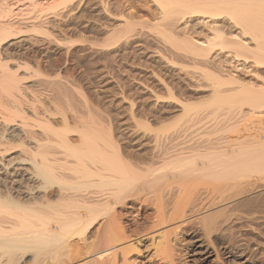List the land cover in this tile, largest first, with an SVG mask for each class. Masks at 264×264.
I'll return each instance as SVG.
<instances>
[{"label": "bare ground", "instance_id": "1", "mask_svg": "<svg viewBox=\"0 0 264 264\" xmlns=\"http://www.w3.org/2000/svg\"><path fill=\"white\" fill-rule=\"evenodd\" d=\"M158 2L150 29L170 55L206 64L219 45L264 64V0ZM77 7V0H0V264H187L181 233L194 262L264 264L263 239L247 236L264 234V85L224 91L236 81L207 71L208 98L188 102L162 78L152 101L176 100L179 116L155 130L146 115H130L133 128L119 125L74 82L72 42L80 39L56 34L67 35ZM188 14L226 16L240 36L219 27L205 41L180 36ZM133 24L126 20L89 49L144 47L128 35ZM218 113L236 121L233 135L220 138L225 123L208 122ZM146 142L152 152L136 153ZM75 239L82 253L70 246Z\"/></svg>", "mask_w": 264, "mask_h": 264}, {"label": "rangeland", "instance_id": "2", "mask_svg": "<svg viewBox=\"0 0 264 264\" xmlns=\"http://www.w3.org/2000/svg\"><path fill=\"white\" fill-rule=\"evenodd\" d=\"M79 1L80 0H77L78 7L75 13L76 17L69 20V23L66 26H64V29L66 30L64 32L67 35L63 36L61 35V33L58 32H56V34H59L58 35L59 37L62 36L61 38L64 39L65 41L68 38L81 40V41L79 40L81 43H77L79 42L78 40L72 42L77 44V45L72 44L74 45V50L76 51L72 58V66L74 72L72 74V77L74 79V82H76L81 87L83 93L86 95L88 99L91 100L90 102L93 103L92 104L93 107L94 105L96 106V108L95 107L94 108L97 109L99 113L103 115L105 114L104 117L108 116V118H110L111 120L116 119L114 122H118L119 125H123V126L126 125L129 126L130 128H133L134 122L131 121L132 117L130 118V115H134L135 118L137 117V119H139L141 116H143L142 118H144V116L146 115L145 118L146 119L149 118L147 120L150 121L152 128L155 130L162 125V120H164V118L168 117V120L167 119L165 120L169 122L174 118H176V116H179V114L181 113L179 109L180 104L176 103L177 102L176 100H175L176 102L168 100L165 101L164 103L160 99L161 101L158 100L157 101L158 103L155 104L152 101L154 99H152L149 91H151V88H153L152 89L153 91L156 90L159 91L158 87H160L161 90L160 83H162V80L168 82L172 81L170 83L174 82L173 84L174 86L176 84L175 87L177 88V89L175 88V94L176 96H178L177 98L180 99L183 96L180 100L182 101L186 100L188 102L189 101L199 102L208 98L212 90L209 87L210 85H208L211 83V81L207 78L205 74L207 71L214 73L219 77L221 76L222 78L231 77L232 80L236 81V82H228L222 84L220 87L224 91H232L237 87H239V84L241 83L255 87H259V86L261 87L264 85V64L259 63L255 61V59L250 57H246V58L236 57L235 54L232 53V51L226 47H222L219 45L213 47L212 50H210L211 52L208 53L209 56L207 55V57L209 58L207 59V62H205L206 64L193 61L192 59L191 60L188 58L180 59L181 57L179 58L178 56H176L177 57L176 58L174 55H170L171 52L168 48L167 49L169 51L168 50L166 51L167 46L164 47L165 45H163V43H161V41H159L154 36L153 34L154 32L151 31L153 29L152 28L150 29L151 25L155 24V22H157L158 18L161 15L160 14L161 7L158 0H92V1L81 0V2ZM126 20L132 21L134 23L132 26L133 30H131V32H129L128 35L131 38H134L135 36H140L138 38H142L141 41L143 42L144 47L142 46L137 47L136 45L134 46V43L133 44L131 43L128 46H126V50L122 49L121 46L119 47L121 51L118 50L115 53L114 52L98 53L95 50L91 51L89 49V45L92 42L94 41L100 42L105 35H107L114 28H119L121 24H123ZM212 27L214 31L212 30ZM215 27H219L218 30H221V32L219 31L218 32L225 34L227 37L240 36V26L236 25L235 22L229 19L228 17L222 16L220 19H214L209 21V19L204 17V15L202 14L186 15L183 18L182 22L178 25L177 33L180 36L186 35L188 37H191V39L194 41H205L206 38H210L211 36H213L214 32L216 31L214 29ZM64 32H62V34H64ZM138 38L135 37L134 39L138 40ZM243 40L246 42V44L251 46L253 45L252 47H254V43L249 42L247 38L244 37ZM165 56H167L168 59L167 57L165 59ZM171 56L174 57L173 60H169L171 59ZM160 79H162L161 82H159ZM121 80H123V82H119ZM141 82H144L146 85L145 84L141 85ZM121 83L123 85L125 84L124 85L125 88L124 86L122 87ZM128 84L131 85L130 86L131 88L129 87ZM119 85H121L120 87L122 88L118 87ZM189 86L192 87L190 88ZM135 87L137 90H135ZM139 88H141V91L139 90ZM185 89L188 90L186 91ZM121 90L123 91L125 90V91L122 93V95L121 94L119 95V93H121ZM128 90L131 91L129 92V94H127ZM135 91H138V93L139 92L140 93L138 94ZM132 94L134 95L132 96ZM140 95L142 96V98H140L141 97ZM127 97L128 99H123ZM129 97H132V99L135 101V104L132 106L134 110L133 109L131 110V108L129 109V105L127 104L129 102L128 101ZM144 97H146L147 99L150 98L151 100L148 99L147 101V99ZM143 100L144 101L146 100L147 104L143 102ZM144 104L146 105V107ZM175 104L177 105V107ZM155 105H157L158 107H156ZM136 108H137V113L135 112ZM154 108L155 110H157L155 113H154L155 111ZM244 108L247 109L248 107L246 106ZM138 109L140 110L138 111ZM246 111H249V108ZM260 111L264 116V110L261 109ZM260 111L258 112V114H261ZM150 112L154 114H151ZM155 120L158 121L156 122ZM208 122L212 124L225 123L224 125H226L225 126L226 129L223 130V132L221 131V133L218 132L219 134H221L220 136L217 133V135L220 138L223 137L226 138L228 136H231L234 134V131L236 130V128L233 126L237 124L235 123L236 121L233 119V117L231 118L229 116H226L225 114L218 113L216 116L209 114ZM230 123H232V125H230ZM137 134L139 133H136V135ZM151 135H153V133H151ZM217 135L215 134L214 137L219 138ZM144 145L142 144L137 146V147L141 146V148L136 149L135 152L136 153L140 152L138 154H141L143 151L148 149L150 144L146 142ZM148 150L152 152L151 149ZM256 204L261 205L262 203L259 200L258 203ZM186 235L187 234H182V233L177 235L178 237L179 236L182 237V238L179 237L180 241H183L184 239L183 242L179 241L180 243H178V245L180 246V248L179 247L178 248L180 252L183 253L182 256L184 260L186 262L188 261L187 264H200L201 262L199 261H197L198 262L197 263L196 261L194 262L191 260V255H190L191 248L189 247L190 245L186 241V239H188V236ZM250 235L252 237L253 236L258 237L260 238V240L263 239L262 241H264L263 238L264 234L263 235L260 234L259 236L247 234L248 237H251ZM70 242H71L70 246L72 248L80 247L79 248L80 253L84 251V249L82 248L83 245L82 241H78L77 239H75V240H71ZM150 249L151 247L147 246L145 250L147 252L150 251Z\"/></svg>", "mask_w": 264, "mask_h": 264}]
</instances>
